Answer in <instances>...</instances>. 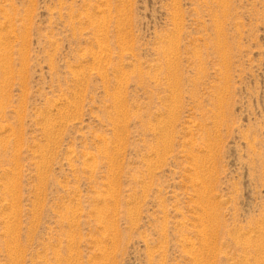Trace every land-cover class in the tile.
Wrapping results in <instances>:
<instances>
[{"label":"rangeland","instance_id":"374dc122","mask_svg":"<svg viewBox=\"0 0 264 264\" xmlns=\"http://www.w3.org/2000/svg\"><path fill=\"white\" fill-rule=\"evenodd\" d=\"M0 264H264V0H0Z\"/></svg>","mask_w":264,"mask_h":264},{"label":"bare ground","instance_id":"6f19581e","mask_svg":"<svg viewBox=\"0 0 264 264\" xmlns=\"http://www.w3.org/2000/svg\"><path fill=\"white\" fill-rule=\"evenodd\" d=\"M100 51V50H99ZM101 139V138H100Z\"/></svg>","mask_w":264,"mask_h":264}]
</instances>
